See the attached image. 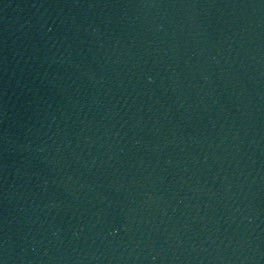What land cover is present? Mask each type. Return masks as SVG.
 Here are the masks:
<instances>
[{
	"label": "water",
	"instance_id": "water-1",
	"mask_svg": "<svg viewBox=\"0 0 264 264\" xmlns=\"http://www.w3.org/2000/svg\"><path fill=\"white\" fill-rule=\"evenodd\" d=\"M0 264H264V0H0Z\"/></svg>",
	"mask_w": 264,
	"mask_h": 264
}]
</instances>
